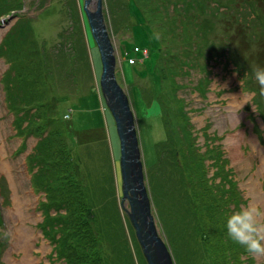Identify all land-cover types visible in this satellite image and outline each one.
I'll return each instance as SVG.
<instances>
[{"label": "rangeland", "instance_id": "1", "mask_svg": "<svg viewBox=\"0 0 264 264\" xmlns=\"http://www.w3.org/2000/svg\"><path fill=\"white\" fill-rule=\"evenodd\" d=\"M4 1L12 2L14 8L10 12L12 16L0 14L2 16L0 43L5 40V46L12 47L14 42H8L7 37L10 27L14 25L18 31L19 25L26 22V27L21 33L23 37L21 36V41L15 44L25 46L26 54L21 55L19 68L24 76L31 70L27 67L37 63L34 72L40 79L39 72L45 66L38 59L45 56L47 58L45 50L41 47L51 48L56 43L54 50L61 52L57 41L59 33L63 30L66 31L70 42L75 44L73 54L79 58L76 64L68 63L66 67L61 63L56 65V59H53L49 71L50 74L53 73L56 82L48 84V88H56L60 82L74 88L75 81L73 89L75 91L69 95L70 99L55 97L54 103L56 106L59 104L57 106L59 108L54 116L55 121L50 123H55L62 129L61 135L66 146H61L59 156L66 157L65 165L77 164L78 170L64 174L62 178L57 177L54 180L56 188L60 190L70 188V191H74V181L85 186L83 189L85 199L90 195L98 201L96 209L103 208L108 200L113 202L118 216L112 219L108 235L113 232L118 222L123 223L128 238L127 246L117 250V264H147L140 245L138 247L142 256L132 240L130 230L132 227L129 225L127 227L126 224L130 223L128 215L119 204L121 197L119 138L115 120L108 110L99 84L101 59L84 1L0 0V3ZM259 1L101 0L103 21L116 60L115 79L125 89L135 117L144 167L143 176L150 195L153 215L175 264H208L210 254H204L207 249L196 242L195 236L193 242H187V246L183 245L184 241L171 238L170 230H174V227L175 231L176 228L178 230L181 226L180 220L187 223L189 214L186 213V216L183 210L190 209L189 207L186 209L176 196L182 190L181 186L179 188L177 184L172 183L173 176L178 179V175L173 173L170 182H167V171L171 172L169 169L171 152L169 156L165 153V158L162 159L167 147L166 142L160 147L155 144L159 140L161 143L162 140L168 139L166 125L170 119L169 107L174 114L170 122L184 123L186 118V122L190 123V128L196 134L195 142L200 145L201 150H204L206 145L207 148L211 145L214 146V152H222L221 162L224 168L230 170L244 199L240 206L253 202L264 207V173L258 170L259 153L264 154V95L260 94L259 85L252 72L253 65L264 67V49L262 50L264 41H260L257 35L254 39L249 38L247 32V30L257 32L263 24L261 16V20L258 15L254 17L260 12ZM95 7L93 0L90 2V8L95 10ZM22 16L23 18H20ZM252 24L257 27H251ZM32 45L40 51L34 50ZM83 47L90 59L89 76L85 74L87 63L84 51L81 50ZM4 55L0 56V264H9L10 256L19 258L22 255L11 246V234L18 225L11 213L14 206L13 194L15 197L19 195L23 187L31 195L29 204L23 209L29 210L32 218L27 219L24 224L33 231L31 234L34 239L32 238L31 245L36 264H65L64 257L58 255L55 248L52 230L46 231L48 225L41 222L43 213L39 205L48 202L47 194L44 185L36 183L27 161L28 154L36 152L34 146L39 142V137L53 128L45 126L48 119L46 122L44 118L46 123L32 126L31 133L19 135L13 126L16 115L7 108L6 99L7 93H14L15 96L28 93L24 95L27 102L39 106L41 104L39 96L46 98L45 96L51 93L43 92L47 81H37L33 84L32 91L29 88L24 90L26 87L21 88L14 79L4 81L2 77L9 65ZM142 57L145 60L141 61ZM156 60L166 66L165 79L174 71L173 80L177 82L175 85L171 79H164L162 86L166 95L161 97H158L160 84L158 72L154 71ZM72 65L77 66L76 69L71 68V72L74 70V74L75 71L79 73L76 72L72 83H65L66 75L62 72H69L68 67ZM142 70L146 73H142ZM26 85H29L28 80ZM29 103L23 108L24 113H28ZM34 107H30L29 113L35 110ZM180 110L183 111L182 114ZM29 115L36 120L40 112L33 116ZM27 123L28 119L21 127ZM169 143L171 144V141ZM20 145H23V148L19 147ZM156 149L161 153L159 162L154 168L152 166L150 168L156 160ZM52 155L57 156V151ZM212 161L207 159L204 162L208 164L207 175H212L210 178L218 181L217 175L213 177L215 166L212 165ZM33 168L36 169V164ZM181 168L183 169V165ZM155 171L159 176L156 189L152 186L154 185L152 175ZM248 187L252 188L253 193ZM49 212L54 214L56 210L51 208ZM120 226L118 225V228ZM180 230L182 235L183 233L187 235L184 232L185 227ZM121 238L119 235V240ZM108 243L112 242L106 241V244ZM40 245H44V250L35 248ZM207 245L210 247L211 238ZM194 250L195 252H192ZM240 256L245 259V264H264V256H253L248 253Z\"/></svg>", "mask_w": 264, "mask_h": 264}, {"label": "trees", "instance_id": "2", "mask_svg": "<svg viewBox=\"0 0 264 264\" xmlns=\"http://www.w3.org/2000/svg\"><path fill=\"white\" fill-rule=\"evenodd\" d=\"M261 2H263V0ZM12 8H14L12 2L6 3V1H4L0 3V14L11 15L10 12ZM263 8L264 2L262 3V7L258 15L262 17V20H260L261 23H263L260 30L258 32L247 30V32L249 33V38L251 39H254V37L257 35L260 41H264ZM1 17L2 16L0 15V18ZM20 18H23V16ZM25 27L26 22L19 25L18 31L15 29L14 25L10 27L7 35V37L9 38L8 42H14V45H11L12 47H6L5 40H3L0 43V56H3L5 54L10 66L2 77L4 81H13L12 79H14L17 84L19 83L21 88L24 89V87H26L24 90H28L29 88L31 91L32 89H34L33 84H36L37 81H47L46 86H44L43 88V92L48 91V93H51L47 94L45 96L46 98L39 96V98L41 99V104L39 106L38 104L27 102V98H25V96L28 93L22 94L21 96H15L13 95L14 93H7L6 98L7 108L9 109V111L13 112L16 115L13 126L16 128L15 130H17L19 135L21 133L24 134L25 132L31 133L32 126L42 124L44 122V118H46V122L48 119V124H46L45 126L49 125L51 128H53V130L49 129L47 134L41 135L39 137V142L34 146V150L36 152L28 154L27 160L29 169L30 171L32 170L33 176L36 178V183L44 185V189L47 194L48 202L39 205L40 209H42L41 213H43V220L41 222L48 225V229H46V231L52 230V240L55 244V248L56 250H58V255L64 257V260L66 262L65 264H117V250L120 247L127 246L128 238L125 235L126 232L124 230L123 223L118 222L115 224V229L113 230V232L108 235V228L112 226V219L118 216L117 209H115L116 205L108 200V203L105 204L103 208L96 209L95 205L98 201H96L95 198L91 197L90 195H88V199L84 198L83 189H85V186L83 184L75 183L73 181L74 191H70V188H64L60 190L56 188L54 181L57 177L62 178L64 174L70 172L74 173L78 170L77 164L65 165L67 162L66 157L59 156L62 148L61 146H66L63 141L64 138L61 135L62 129L59 128L57 124L50 123L55 121L54 116L58 112L59 108L57 107L59 106V104L56 106L54 103L55 97H66L70 99L69 95L71 94V92L75 91L73 90L75 89V81L73 82V79L77 75L76 72H79L75 71L74 74V70L71 72V68L76 69L77 65L68 67L70 73L67 71L62 72V70L60 69L62 74L65 73L66 75L65 80L67 82L65 83L73 82L74 88L67 86L62 82H60L56 88L47 87V85L51 84V82H56V79L54 78V76H52L53 73H49V71L51 70L50 66L53 59H56V65L61 63L65 66L68 63H77V60L79 58H77L73 54L75 44H72L70 42V40L66 36L65 30L61 31V33H59V40L57 41V43H59L58 48L61 49V52L54 50V46H57L56 43L51 48H47L46 46L41 47L43 50H45L46 53L45 54L43 52V55H47L49 59L48 61L45 60V65L42 63V65L45 67H43V69H41V71L39 72V77L41 80L36 76L38 74L34 72L36 68L34 66H36L37 63H33V65L28 66L27 68H31V70H28L29 74H26V76H24L23 73L19 71V68L21 66L20 60L22 61L21 55L26 54L24 52L25 46L15 44L21 41L20 38L21 36L23 37L21 33ZM32 46L34 50L40 51L36 49L35 45ZM37 47L38 49H41L39 48V46ZM263 49L264 46L262 47V50ZM81 50L82 52L84 51L83 55L85 54L86 56L87 66L85 74L89 76L91 73L89 71L91 66L90 59L88 54L85 53L84 47ZM45 57L39 58L38 61L43 62ZM31 60L36 61L34 59ZM143 60H145L144 57H142L141 61ZM154 67V71L158 72V81L160 82L158 90L160 94L158 93V97H161L166 95L163 93L164 87L162 86V84L163 80L167 76V74H165L167 70L163 62L159 64L158 60L154 61ZM141 72L146 73L144 70H142ZM173 72L165 80L171 79L172 82L177 85L176 80H173ZM29 78H31V80H29ZM27 80L29 85H26ZM57 80L59 79L57 78ZM36 91L38 92V90ZM36 91H34V93H36ZM51 95L53 96L51 97ZM28 103L31 108L35 106V110L29 113V107L28 113H24L23 108H25ZM180 108L183 107L180 106ZM37 112H40L38 118H36V120L32 119L29 114L33 116ZM180 113L182 114L183 111L180 110ZM168 115L170 119L174 117V114L171 112L170 107ZM25 118L28 119V123L25 126L21 127V124H23V122L26 120ZM170 119L166 125L168 139L162 140L161 143L159 140L155 144L157 147H160L161 144H164L166 142L165 144H167V147L163 152L162 159L165 158V153H167L169 156L171 152V161L169 163V169L171 172L168 173L167 171V182H170L173 173H175V175H178V179L173 176L174 180H171L173 184L175 183L179 186V188L180 186L182 188V190L178 192L176 196L184 204V206H186V209H188V207L190 209V211L183 210L185 215L186 213L187 215H189H186L188 217L186 219L187 223H185V220H180L181 226H179L180 229H184L185 227L186 231L184 232H186L187 235L184 233L182 235L179 228L178 230L176 228L175 231L174 227V230H170L172 235L171 238L173 240L177 239L180 241H184L185 243L183 245L187 246V242L192 241L193 236H195L196 242L204 245V249H207L204 254H210L207 260L208 264H245V259H242L240 254H245L247 252L243 247L234 243L231 239L228 238L226 230L224 228V219L226 213L233 208L239 207L240 204L244 202V199L242 198L240 190L237 187L236 180H234V178L231 176V172H229L230 170L224 168V165L221 162L223 158L222 152H214V146L211 145L208 148V145H206V148L204 150H201L200 145L195 142L196 134H194L193 130L190 128V123L186 122L187 119L185 118L184 123L179 122L177 124L171 123ZM37 136H39V134H37ZM52 138L54 140H52ZM170 141L171 144L169 143ZM55 146H57L56 149ZM19 147L23 148V145H20ZM55 151H57V156L52 155V153ZM155 155L156 160L150 165V168L151 166L152 168H154L158 164V159L161 153L156 149ZM207 159L213 160L212 165L215 166L213 177L217 175V177H219L218 181H216L215 179L212 180L210 178L212 177V175H207L208 164L204 163ZM34 164H36L35 170L33 168ZM182 165L183 169L181 168ZM189 168L191 170L190 172ZM152 176L154 178V185L152 186H154V188L156 189L159 178L158 173L155 171L154 175ZM177 191H179V189ZM51 208H54L56 210L54 214L49 212L51 211ZM186 216H180V218L185 219ZM126 224L127 227L128 225L129 227H132L131 223L127 222ZM118 225H121L120 228H118ZM130 230L133 235L132 240H134L138 247L137 240H135L136 237L133 227L130 228ZM122 234L124 235V237ZM119 235H121L122 237L120 240ZM210 238L211 245H209L210 247H208L207 243L208 241H210ZM114 240L117 241L116 244ZM106 241L112 243L106 244ZM197 246L199 245L197 244ZM192 252H195V250Z\"/></svg>", "mask_w": 264, "mask_h": 264}, {"label": "water", "instance_id": "3", "mask_svg": "<svg viewBox=\"0 0 264 264\" xmlns=\"http://www.w3.org/2000/svg\"><path fill=\"white\" fill-rule=\"evenodd\" d=\"M91 31L101 59L99 84L111 115L115 120L119 138V167L121 197L119 204L127 213L136 240L147 264H175L172 253L161 235L153 215L150 195L145 183L144 167L135 117L129 105V97L123 86L115 79L116 64L101 12V0L95 1V10L90 8L93 0H83ZM93 10V11H92ZM96 11V12H95ZM3 20V19H2Z\"/></svg>", "mask_w": 264, "mask_h": 264}, {"label": "clouds", "instance_id": "4", "mask_svg": "<svg viewBox=\"0 0 264 264\" xmlns=\"http://www.w3.org/2000/svg\"><path fill=\"white\" fill-rule=\"evenodd\" d=\"M254 79L264 95V67L252 66ZM66 119L68 117H65ZM224 228L229 239L253 256H264V207L249 202L226 213Z\"/></svg>", "mask_w": 264, "mask_h": 264}, {"label": "bare ground", "instance_id": "5", "mask_svg": "<svg viewBox=\"0 0 264 264\" xmlns=\"http://www.w3.org/2000/svg\"><path fill=\"white\" fill-rule=\"evenodd\" d=\"M45 60L48 61L49 60L48 57L44 58L43 64L45 63ZM8 67L10 66L8 65ZM102 104H104V102ZM258 160L260 161L258 170L260 173H264V154L262 152L259 153ZM248 188L251 192L253 191L251 187H248ZM19 193L20 194L16 195V197H15V194H13L14 206L12 208L11 215L17 221L18 225L14 227V231L11 234L12 235L11 237L12 245L11 246L14 249H16L18 252H21L22 255H20L21 257L19 256V258L10 256L8 258V263L9 264H36V257L35 255H33L34 250L32 249L33 245H31L32 244L31 240L32 238L34 239L33 234H31L33 231L30 229L28 225L24 224V222L27 219L32 218L31 213H29L30 211L29 210L27 211V209H23L24 206H27L29 204L28 202H30L31 195L29 192H27V189L25 187L21 188V192ZM137 244L139 246L138 241H137ZM35 248L38 250H44V245H40L39 247L36 246Z\"/></svg>", "mask_w": 264, "mask_h": 264}, {"label": "flooded vegetation", "instance_id": "6", "mask_svg": "<svg viewBox=\"0 0 264 264\" xmlns=\"http://www.w3.org/2000/svg\"><path fill=\"white\" fill-rule=\"evenodd\" d=\"M260 1H261V0H260ZM260 1H259V2H260ZM257 6H258V3H257ZM259 7H260V9H261V2H260ZM257 13H258V12H257ZM257 15H259V14H255L254 17H256ZM232 16H233V15H232ZM233 17H234V16H233ZM259 19H260V16H259ZM234 20H235V17H234ZM251 27H257V26H255V25L252 24ZM229 28H230V27H229ZM260 28H261V27H259L258 30H260ZM257 32H258V31H257Z\"/></svg>", "mask_w": 264, "mask_h": 264}]
</instances>
